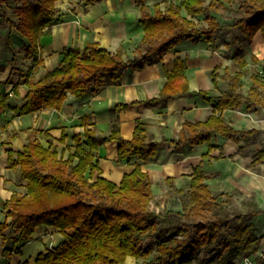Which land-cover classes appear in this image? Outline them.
<instances>
[{"label": "trees", "instance_id": "1", "mask_svg": "<svg viewBox=\"0 0 264 264\" xmlns=\"http://www.w3.org/2000/svg\"><path fill=\"white\" fill-rule=\"evenodd\" d=\"M60 1L63 0H19L14 10L18 20L6 17L10 29L23 41L25 58L36 65L43 63L40 39L48 28L61 22L57 7ZM102 1L105 0H81L80 4L88 8ZM135 1L141 4L138 22L143 28V37L132 58H125L122 48L112 53L98 42L87 43L83 50L66 47L58 66L43 78L35 81L28 79L29 74L24 76L29 92L23 106L10 107L14 115L60 110L68 94L82 99L90 92L98 93L105 86L118 84L128 71L159 62L183 41L211 42L223 28L214 13L232 10V4H236L238 16L233 18L230 27L240 30L242 37L227 45L235 47L234 58L241 68L247 66L241 42H251L258 32L264 37V0H210L209 3L182 0L179 5L171 1L164 8L160 3L155 4L153 13L146 5L147 0ZM201 17L206 26L198 21ZM12 49L15 52L13 45ZM11 64L13 71L17 70L16 57ZM4 69L0 67V71ZM164 72L167 82L158 97L146 102L149 105L191 94L185 77V60L180 53H176L173 68L164 67ZM261 73L264 74V64ZM243 76L244 72L234 75L227 72L228 89L215 103L210 92H200L212 104L213 113L206 121L183 125L179 137L171 141L175 153L181 154L187 145L204 143L211 152L215 148L211 143L214 136L249 142L258 134L256 130H237L224 118L225 110H236L244 104L248 110L264 106V76L259 73L251 76L253 86L247 95L242 92ZM212 79L217 89L219 81L215 71ZM14 93L17 94V89ZM9 100V94L0 93V110L7 108ZM38 135L49 137L43 131H33L22 151H8L10 167L19 170L26 181L27 194L13 195L4 204L9 209L10 222L0 223V235L11 228L18 233L15 242L26 244L41 226L57 230L62 241L39 254L36 264H125L129 256L150 257L153 249L142 250L141 237L158 230V215L150 208L154 192L142 163L155 158L166 140L154 141L141 122L136 124L132 139L127 140L121 136L116 121L111 134L102 141L117 143L119 162L138 160L134 170L116 184L102 177L95 155L100 140L94 129L85 126L83 134L74 135L73 146H66L62 151L53 142L44 146ZM67 139L64 132L59 141L65 144ZM254 157L264 163V147ZM177 193L182 204V211L175 215L179 220L158 244L153 260L144 264H189L201 254H205L203 264H233L258 251L262 238L257 234L256 222L264 209L254 197L244 202L245 212H231L226 202L232 195H226V202L214 195L201 166L195 168L189 188ZM2 252L8 255L10 250Z\"/></svg>", "mask_w": 264, "mask_h": 264}, {"label": "crops", "instance_id": "2", "mask_svg": "<svg viewBox=\"0 0 264 264\" xmlns=\"http://www.w3.org/2000/svg\"><path fill=\"white\" fill-rule=\"evenodd\" d=\"M110 1L112 0H105L88 8L82 6V11L77 8L75 13L67 15L65 19L61 18L59 24L48 28L40 39V58L43 63L36 65L33 62L30 72V69L25 73L18 68L13 71L11 62H8L11 60L9 56L4 52L0 53V67H5L0 71V93L10 96L7 108L0 110V223L10 222L7 217L9 209H5L4 204L13 195L23 197L27 194L26 181L22 179L19 170L10 167L8 151H22L33 131L48 133L49 137L38 135L42 144L48 146L53 142L59 151H62L66 146H73L74 135L83 134L85 126L94 129L100 140L95 155L102 169V177L120 184L124 175L134 170L138 160L132 158L130 162H119L117 143L102 141V138L111 134L116 121L119 122L121 136L127 140L132 139L138 122L146 125L154 141L166 140L155 158L142 163V170L149 175L152 182L154 199L150 208L156 206L155 213L164 215L166 211L176 215L182 211L177 190L189 188L194 170L198 166L204 170L206 183L214 195L226 197L242 194L249 198L254 197L264 209V163L254 157L255 152L264 147V106H253L248 110L244 104L239 109L224 112L226 121L237 130L258 131L249 142L243 139L236 142L222 136H214L211 143L215 148L211 152L209 145L204 143L187 145L181 154L174 152V145L171 143L179 137L185 123L206 121L211 116L212 104L206 101L200 92H210L215 103L228 89L225 79L227 72L232 75L244 72L242 92L247 95L253 86L251 76L261 72L264 64V37L261 32H258L251 42L244 40L240 44L244 53H249L257 59V66L251 65L246 54L247 66L240 67L234 58L235 47H229L228 40L223 41L225 29L221 28L211 42L204 39L196 43L183 41L163 55L159 62L147 64L141 70L128 71L118 84L105 86L98 93L90 92L82 99L68 94L60 110L43 109L27 115H14L10 107L23 106L29 92L24 76L29 74L28 79H33L40 73L46 75L54 70L66 47H78L83 50L87 43L98 42L101 47L112 53H117L122 48L127 59L134 56L135 49L143 37V28L138 22L142 15L141 4L137 2L139 14L134 20L130 17L128 21H124L121 29H117L106 24V20L110 18L104 17L102 11H99L103 4ZM121 1L126 4L135 0ZM157 3L161 4L159 0L146 1L151 13ZM113 12L114 10L110 14ZM221 12L222 10L218 13ZM214 14L217 16V13ZM218 20L220 22L219 18ZM14 36L19 38L17 33ZM215 37L218 38L216 42ZM18 41L19 45H13L15 52L20 48L24 50L23 41L20 38ZM12 51L14 52L13 49ZM176 53H180L185 60V77L191 94L179 95L167 102L147 104L148 100L158 97L164 88L167 82L164 67L169 70L173 68ZM214 71L218 75L217 89L212 79ZM15 89L17 94L14 93ZM122 104L127 106L118 107ZM64 132L68 139L62 144L59 140ZM169 179H172L173 183H169ZM262 217L264 214L258 218ZM17 235V231L11 228L0 235V264H36L39 254L45 253L47 248H53L62 241L61 234L48 226L37 228L32 240L26 244L16 243ZM4 249L10 250V253L4 254ZM204 258L205 254H201L189 264H203ZM151 260L153 253L147 259L129 256L125 264H144ZM233 264H243V260H236Z\"/></svg>", "mask_w": 264, "mask_h": 264}, {"label": "rangeland", "instance_id": "3", "mask_svg": "<svg viewBox=\"0 0 264 264\" xmlns=\"http://www.w3.org/2000/svg\"><path fill=\"white\" fill-rule=\"evenodd\" d=\"M80 1L81 0H63L61 2L57 3V7L60 9V18H66L67 15H71L75 13L77 8H80ZM172 1L175 2L177 5L180 4L182 0H159L162 4V8H164L165 2ZM206 3H209L210 0H205ZM20 2L19 0H0V53L4 52L9 56L10 61L14 57H16L17 62H18V69L21 71H24L25 73L33 68L31 65H33V61H28L25 58V50H22L20 48L18 51L15 53L12 51V45H19V41L17 37H13V35L16 34L15 31L10 29L8 24L6 23V17H8L11 20L17 21L18 19L14 15V10L17 5H19ZM232 10H222L221 14L217 13V17L220 19L221 24H223V28L225 31L223 32L224 34L222 35V39L228 40V42H232L235 38H241L242 33L240 30H234L230 27L232 24L233 18L238 16L237 12V6L236 4H232ZM83 8V7H82ZM81 9V8H80ZM114 10L112 14L110 12ZM82 11V9H81ZM99 11H102V14L104 17L110 18L106 20V24L115 26L117 29H121L123 26L124 21H128L129 18L134 20V17L139 14V5L137 2H127L124 4L121 0H112L109 3L103 4L99 8ZM201 25H205L202 21V17L199 18L198 20ZM190 41V40H189ZM214 41H218V38L215 37ZM132 49V47L130 48ZM248 50V49H247ZM249 52V51H247ZM12 53V55H11ZM132 53V52H131ZM247 54L248 61L251 63V65L257 66V61L254 60V57L245 52V55ZM6 59H4L5 61ZM30 71V70H29ZM260 76H264L263 73L258 72ZM45 75L44 73H40L33 77L32 80H38L40 78H43ZM219 197V195H217ZM221 196V195H220ZM249 197H246L244 195H232L229 201L226 202V197H220V200L224 201L227 203L229 209L233 213L237 212H245L246 208L244 206V202L247 201ZM153 211L157 210L156 206H152L151 208ZM161 209V208H160ZM165 210V209H164ZM165 214H157L158 215V230L157 232L143 236L141 237V249H148L152 248L153 249V254L155 253L158 244L160 241L168 236L171 233V230L175 223L179 220V217L175 216L174 214L171 213H166ZM256 228H257V234L262 238L259 249L261 248V244L264 240V217L262 218H257L256 222ZM264 253V252H263ZM259 264H264L263 260L261 262L258 260Z\"/></svg>", "mask_w": 264, "mask_h": 264}, {"label": "built area", "instance_id": "4", "mask_svg": "<svg viewBox=\"0 0 264 264\" xmlns=\"http://www.w3.org/2000/svg\"><path fill=\"white\" fill-rule=\"evenodd\" d=\"M264 240L261 244V248H258V251L253 254L251 257L243 259V264H259L258 260L264 261Z\"/></svg>", "mask_w": 264, "mask_h": 264}]
</instances>
